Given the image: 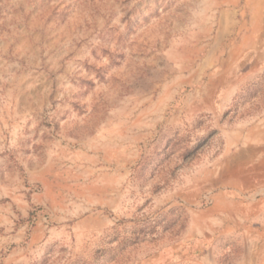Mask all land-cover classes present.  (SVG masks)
Masks as SVG:
<instances>
[{"label":"rangeland","instance_id":"obj_1","mask_svg":"<svg viewBox=\"0 0 264 264\" xmlns=\"http://www.w3.org/2000/svg\"><path fill=\"white\" fill-rule=\"evenodd\" d=\"M248 1L0 0V264H264Z\"/></svg>","mask_w":264,"mask_h":264},{"label":"crops","instance_id":"obj_2","mask_svg":"<svg viewBox=\"0 0 264 264\" xmlns=\"http://www.w3.org/2000/svg\"><path fill=\"white\" fill-rule=\"evenodd\" d=\"M246 9L249 14V26L242 36V48H255L262 41L264 36V0H249L246 2ZM247 146V168L262 170L264 176V120L248 128L246 133ZM257 183L253 187H257ZM261 185V184H259ZM264 186V183H263ZM264 201V199H263ZM264 212V207L262 209ZM263 228L259 231L264 238Z\"/></svg>","mask_w":264,"mask_h":264}]
</instances>
